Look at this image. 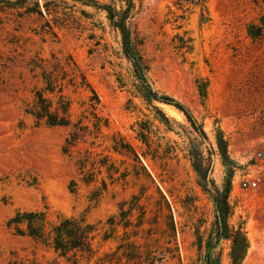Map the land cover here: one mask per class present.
Instances as JSON below:
<instances>
[{
	"label": "rangeland",
	"instance_id": "374dc122",
	"mask_svg": "<svg viewBox=\"0 0 264 264\" xmlns=\"http://www.w3.org/2000/svg\"><path fill=\"white\" fill-rule=\"evenodd\" d=\"M205 1L211 20L202 24L196 0H135L129 25L152 88L188 107L206 137L176 107L140 94L121 35L98 6L73 0L0 6V264H10L14 255L37 264H66L7 225L18 211L45 206L51 221L85 214L98 228L97 258L114 251L119 238L102 240L106 222L127 202L136 223L140 209L133 197L145 212L139 234L143 258L154 264H205L211 246L218 264H233L232 241L216 237L213 201L227 181L232 183L229 224L243 227L249 244L241 264H264V0ZM252 24L259 27L256 39L248 32ZM54 57L62 63L73 59L100 99L96 131L88 110L91 93L65 90L74 101V121L90 127L72 156L63 153L71 128L37 125L25 113L35 88L43 85L40 70L34 73L31 66ZM86 151L97 160L87 166L97 180L90 186L79 181L76 165ZM103 158L109 171L100 167ZM243 179L257 180L258 188L240 189ZM172 220L177 250L166 243Z\"/></svg>",
	"mask_w": 264,
	"mask_h": 264
},
{
	"label": "trees",
	"instance_id": "16d2710c",
	"mask_svg": "<svg viewBox=\"0 0 264 264\" xmlns=\"http://www.w3.org/2000/svg\"><path fill=\"white\" fill-rule=\"evenodd\" d=\"M28 1L0 0V6L16 9L25 7L28 5ZM73 1L93 4L107 13L110 25L121 35L123 51L133 66L134 76L139 83L140 94L145 98L176 107L185 115L193 129L202 137H206L203 126L188 107L152 88L148 79L149 66L133 38L129 25L135 9V0H113L111 4H100L94 0ZM195 5L200 8L201 23L209 22L211 18L207 2L196 0ZM39 14H42L41 11ZM248 32L252 38L256 39L260 36L259 27L253 24L249 26ZM48 63L31 66V71L34 73L40 70L37 75H40V81L43 85L40 88H35L33 102L26 108L25 113L32 116L37 125H45L51 128H71L72 130L63 146V153L72 156V148L76 147L80 140L90 132V127L83 124L82 120L74 121L72 112L74 101L71 96L65 93V90L72 89L74 92L84 90L91 93L88 99V110H90L93 127L96 131L97 128L98 130L100 128V123H97V108L100 105V99L86 73L80 69L73 59L69 58L65 63H62L54 57V62ZM205 94V91H202L203 97H205ZM104 125L107 126V124ZM142 139L144 143H148L145 134H142ZM131 151L134 153L133 149ZM93 156V153L86 151L84 155L80 154L76 161L79 168V181L88 186L97 181L95 174L87 170L88 165L95 166L97 164V160ZM106 160L107 158H103V161H100V167L106 165L109 171L110 168L106 164ZM112 174V172L109 174L110 180L115 182ZM102 185L104 191L108 189L106 180H102ZM77 188L78 181L73 179L70 184L71 192L75 193ZM231 192L232 183L227 181L223 191L218 189L213 196L216 206V237L218 240L232 241L231 259L233 264H241L247 254L249 244L244 228L239 227L237 229L229 224V219L233 216L229 202ZM137 201L138 197H133V203L140 209V216L136 223H134L132 216L134 208L132 206L126 208L127 202L121 203L119 213L112 215L107 220V228L102 236L103 242L119 238V243L114 251L106 252L99 258H97L99 250L94 247L98 228L97 225L88 220L85 214L71 217L58 215L56 221H51L48 207L45 206L42 210L18 211L8 221L7 225L9 229L14 231L15 235L32 239L37 247L51 251L56 256L55 261L64 260L66 264H90L95 258H97V264H154L151 259L142 256L144 253H142L141 248L145 245V242L140 243L139 239L141 237L139 234L145 223V216L143 217L145 212L138 206ZM119 229L123 231L122 236L119 235ZM171 231L172 235L168 236L169 239L166 243L171 246L170 250H177V246L172 247L173 242H175L173 220ZM204 262L205 264H218L214 259L213 247L209 246L206 250ZM10 264H37V262L35 259H23L14 255Z\"/></svg>",
	"mask_w": 264,
	"mask_h": 264
},
{
	"label": "built area",
	"instance_id": "2783aa9c",
	"mask_svg": "<svg viewBox=\"0 0 264 264\" xmlns=\"http://www.w3.org/2000/svg\"><path fill=\"white\" fill-rule=\"evenodd\" d=\"M235 183V182H234ZM238 187L240 189H252V190H255L258 188L259 186V183L257 180L255 179H243V180H240L238 183H237Z\"/></svg>",
	"mask_w": 264,
	"mask_h": 264
}]
</instances>
